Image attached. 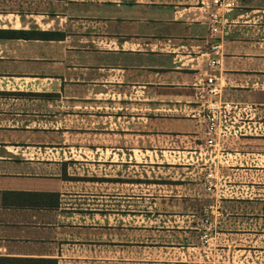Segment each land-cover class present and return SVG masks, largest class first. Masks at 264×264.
Wrapping results in <instances>:
<instances>
[{
	"label": "crops",
	"instance_id": "obj_1",
	"mask_svg": "<svg viewBox=\"0 0 264 264\" xmlns=\"http://www.w3.org/2000/svg\"><path fill=\"white\" fill-rule=\"evenodd\" d=\"M210 1L0 0V258L56 264L142 259L135 258L134 241L118 237V224L109 222L108 213L65 203L76 197L71 160L37 155L41 148L60 149L68 125L91 116L80 109L96 100L108 104L143 89L153 111H165L154 113L148 129L165 136L190 134L205 104L238 102L243 112L231 118L248 120L247 132L239 133L250 149L244 154L254 155L252 145L264 144V0H229L233 6L219 10L227 33L214 67L207 64L215 57L210 45L217 42L207 21ZM21 30L56 36L7 34ZM207 74L215 77L212 85L205 82ZM172 109L179 114L169 113ZM226 134H217L214 147L236 158L228 142L236 130ZM259 155L264 161V152ZM15 192H57L59 205H17ZM148 248V264L201 263L181 241L155 240Z\"/></svg>",
	"mask_w": 264,
	"mask_h": 264
},
{
	"label": "rangeland",
	"instance_id": "obj_2",
	"mask_svg": "<svg viewBox=\"0 0 264 264\" xmlns=\"http://www.w3.org/2000/svg\"><path fill=\"white\" fill-rule=\"evenodd\" d=\"M142 90L80 109L91 116L68 125L60 149L37 151L39 157L72 161L76 197H66L65 203L108 213L109 222L118 224V237L121 233L125 241L135 242V258H142L135 264L149 263L146 251L155 240L183 242L200 264H264V180L253 182L264 177L259 155L264 144L252 145L254 155L244 154L250 149L239 133L247 132L248 120L239 114L236 122L231 117L225 122L226 130H236L228 142L239 154L233 158L232 151L230 156L225 151L222 156L206 143V104L187 136L155 135L149 121L165 111H153V101L143 99L147 93ZM98 220L93 216V222Z\"/></svg>",
	"mask_w": 264,
	"mask_h": 264
},
{
	"label": "built area",
	"instance_id": "obj_3",
	"mask_svg": "<svg viewBox=\"0 0 264 264\" xmlns=\"http://www.w3.org/2000/svg\"><path fill=\"white\" fill-rule=\"evenodd\" d=\"M233 6L229 0H211L210 10L207 12V21L209 22L210 36L214 37L217 42L210 45L209 51L215 55V57H209L207 64L209 67H214L218 63V56L221 54V44L223 37L226 35L227 30L225 28V18L219 11L221 8L229 9ZM217 56V57H216ZM213 74H207L205 82L208 85H212L214 81ZM211 90V89H210ZM207 118V134L206 143L208 146H214L216 144L214 138L215 135H223L226 130L227 120L232 114L238 113L243 109V106L238 102L233 101H221L213 102L206 107Z\"/></svg>",
	"mask_w": 264,
	"mask_h": 264
},
{
	"label": "trees",
	"instance_id": "obj_4",
	"mask_svg": "<svg viewBox=\"0 0 264 264\" xmlns=\"http://www.w3.org/2000/svg\"><path fill=\"white\" fill-rule=\"evenodd\" d=\"M1 33H4L0 31ZM7 34L17 37L30 38L41 37L50 38L56 36L50 31H9ZM47 96V94H32ZM14 202L17 205L32 207H57L59 205V194L57 192H15ZM0 264H56L49 259H21V258H0Z\"/></svg>",
	"mask_w": 264,
	"mask_h": 264
}]
</instances>
